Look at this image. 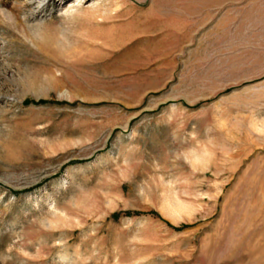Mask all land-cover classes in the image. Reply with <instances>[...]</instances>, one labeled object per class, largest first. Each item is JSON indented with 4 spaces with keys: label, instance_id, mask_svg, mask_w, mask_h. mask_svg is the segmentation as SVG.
I'll use <instances>...</instances> for the list:
<instances>
[{
    "label": "rangeland",
    "instance_id": "rangeland-1",
    "mask_svg": "<svg viewBox=\"0 0 264 264\" xmlns=\"http://www.w3.org/2000/svg\"><path fill=\"white\" fill-rule=\"evenodd\" d=\"M0 264H264V0H0Z\"/></svg>",
    "mask_w": 264,
    "mask_h": 264
},
{
    "label": "bare ground",
    "instance_id": "bare-ground-1",
    "mask_svg": "<svg viewBox=\"0 0 264 264\" xmlns=\"http://www.w3.org/2000/svg\"><path fill=\"white\" fill-rule=\"evenodd\" d=\"M35 1H38V2L39 1H41V2H49V1H53V0H35ZM83 1L87 3L89 0H83Z\"/></svg>",
    "mask_w": 264,
    "mask_h": 264
},
{
    "label": "trees",
    "instance_id": "trees-1",
    "mask_svg": "<svg viewBox=\"0 0 264 264\" xmlns=\"http://www.w3.org/2000/svg\"><path fill=\"white\" fill-rule=\"evenodd\" d=\"M115 217H117V215H115Z\"/></svg>",
    "mask_w": 264,
    "mask_h": 264
}]
</instances>
